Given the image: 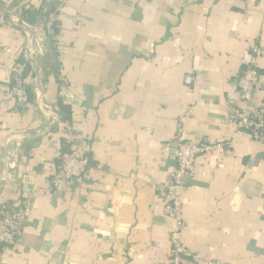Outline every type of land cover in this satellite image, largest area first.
<instances>
[{
  "label": "crops",
  "instance_id": "0c3cea01",
  "mask_svg": "<svg viewBox=\"0 0 264 264\" xmlns=\"http://www.w3.org/2000/svg\"><path fill=\"white\" fill-rule=\"evenodd\" d=\"M24 1L45 53L28 66L30 101L18 107L10 69L28 42L20 29L0 27V209L28 195L34 205L23 244L0 251V264H171L160 187L172 181L179 117L191 106L184 137L230 147L198 157L188 178L185 245L226 264H264V147L227 122L254 46L264 79V0L10 3ZM53 7L58 35L48 40L42 21ZM38 97L58 123L39 112ZM69 150L86 155L89 168L52 189Z\"/></svg>",
  "mask_w": 264,
  "mask_h": 264
},
{
  "label": "built area",
  "instance_id": "2783aa9c",
  "mask_svg": "<svg viewBox=\"0 0 264 264\" xmlns=\"http://www.w3.org/2000/svg\"><path fill=\"white\" fill-rule=\"evenodd\" d=\"M32 7L24 1L12 5L10 0H0V27L18 28L28 42L22 55L10 69L11 88L9 94L18 107L24 108L30 101V89L26 73L30 64H38L45 53L43 39L38 35L35 25L26 17ZM58 9L45 15L42 23L45 39L55 40L58 35ZM261 50L252 48V57L247 67L236 78L234 85L238 99L228 100V124L233 134L242 133L264 147V101L260 102L259 94L264 95V79L258 68ZM62 90L61 99L70 101V80L62 70L57 75ZM38 110L49 118L52 124L58 123V117L49 112V108L37 98ZM194 114V107L187 108L179 117V129L175 136L177 149L176 167L172 181L160 187L164 193L163 214L171 221L169 234V258L171 264H226L218 259H206L185 245L184 234L187 224L184 219L183 198L188 188V178L196 170L198 157L212 154L218 150L228 149L230 142L195 143L184 137L185 125ZM60 117V116H59ZM70 145V139L67 140ZM89 158L79 152L67 151L61 154L58 171L51 178L50 188H69L81 180L89 168ZM34 196L28 195L13 207L3 206L0 209V251L18 248L23 244L24 230L33 211Z\"/></svg>",
  "mask_w": 264,
  "mask_h": 264
},
{
  "label": "trees",
  "instance_id": "16d2710c",
  "mask_svg": "<svg viewBox=\"0 0 264 264\" xmlns=\"http://www.w3.org/2000/svg\"><path fill=\"white\" fill-rule=\"evenodd\" d=\"M57 10V7H53L50 10L47 11L46 14H48L49 12H53ZM59 115H60V119L61 122L64 123H69L70 122V108L69 106H67L66 104H64L63 102H59Z\"/></svg>",
  "mask_w": 264,
  "mask_h": 264
},
{
  "label": "water",
  "instance_id": "95a60500",
  "mask_svg": "<svg viewBox=\"0 0 264 264\" xmlns=\"http://www.w3.org/2000/svg\"><path fill=\"white\" fill-rule=\"evenodd\" d=\"M28 194H30V192L26 191Z\"/></svg>",
  "mask_w": 264,
  "mask_h": 264
}]
</instances>
